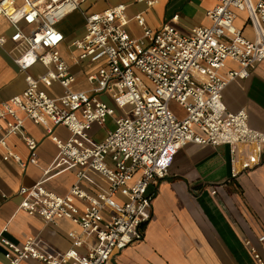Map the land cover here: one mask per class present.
<instances>
[{"label": "built area", "instance_id": "obj_1", "mask_svg": "<svg viewBox=\"0 0 264 264\" xmlns=\"http://www.w3.org/2000/svg\"><path fill=\"white\" fill-rule=\"evenodd\" d=\"M87 1L0 0V17L12 30L8 38L0 35V46L11 42L13 62L20 72L36 64L46 70L26 75L23 93L0 103L2 160H12L21 168L36 165L37 144L25 132L24 120L47 123L48 137L63 127L69 138L53 141L77 179L65 196L44 190L43 181L20 187L18 210L50 225L67 220L80 230L67 234L71 247L65 252L48 251L35 238L20 246L3 239L8 264L26 259L41 264H114L126 247L143 240L156 185L168 176L173 154L190 143L227 145L231 156L236 146L247 145L254 150L253 166L263 161L264 133L249 127L244 110L228 112L222 94L230 82L246 78L264 60V0H216L217 5L205 12L210 24L187 32L177 28L176 14L151 30L138 13L134 21L142 29L140 38L126 31V6L119 4L85 15L82 37L65 40L59 25ZM136 2L147 8L154 4L153 0ZM234 11L245 12L253 39L235 26ZM63 52L83 66L88 90L72 89L76 78ZM228 60L237 70L221 75ZM54 84L61 94L50 93ZM102 96L107 101H101ZM171 103L183 115L171 111ZM107 118L113 119L115 128L96 143L90 131ZM9 136L19 137L28 147L26 161L10 154L5 143ZM231 173L233 178L240 174L234 169ZM80 183L94 187L96 193L87 194ZM256 241L264 253V231ZM246 245L255 264H264L250 242Z\"/></svg>", "mask_w": 264, "mask_h": 264}, {"label": "crops", "instance_id": "obj_2", "mask_svg": "<svg viewBox=\"0 0 264 264\" xmlns=\"http://www.w3.org/2000/svg\"><path fill=\"white\" fill-rule=\"evenodd\" d=\"M153 1L150 8L136 0L84 2L76 12L66 17V25L63 24L66 28L65 40L82 37L85 15L100 13L119 4L126 6L128 24L125 29L132 38H140L142 35V29L134 21L135 14H141L151 30L160 28L176 14L177 28L187 32L193 27L209 25L210 20L205 17V12L217 5L216 0ZM147 13L154 15L146 18ZM234 18L235 26L243 30V35L253 39L246 25L245 12L234 11ZM11 32L10 25L0 17V35L8 38ZM12 49L13 45L9 41L0 46V103L23 93L26 75L37 76L46 71L40 64H36L26 73L20 72L13 62ZM62 57L76 78L72 89L88 90L90 87L82 74L83 66L71 55L62 54ZM231 69L237 70V65L228 60L221 75ZM51 92L62 93L56 84L51 87ZM100 99L107 101L105 96ZM222 104L230 113L244 110L249 127L264 133V60L256 63L246 78L234 80L226 86ZM45 125L47 123L33 125L29 120L23 123L25 132L37 144L36 165L21 168L12 160L3 161L5 149H0V264H8L9 253L1 243L3 239L13 246H20L28 238H35L48 251L65 252L71 247L67 234L72 230L80 231L67 220L50 225L38 216H30L18 210L21 197L17 196V191L20 187L31 188L43 181L41 186L44 190L65 196L70 187L77 184L73 170H67L68 162L58 156L59 148L53 141L65 142L69 133L65 128L57 127L52 136L48 137ZM2 128L3 122L0 121V135L3 133ZM114 128L113 119L107 118L102 126L92 127L90 136L94 142L100 143ZM95 136L99 141L94 140ZM5 143L11 155L26 161L29 150L19 137L9 136ZM262 155V163L255 167L254 150L247 145L234 148L233 163L227 145L212 147L190 143L177 150L168 167V176L156 185L152 218L145 225L143 240L126 247L113 259V263L255 264L246 242H250L264 258L256 241V237L264 231V148ZM232 169L240 172L235 178L232 177ZM95 180L101 185L97 177ZM78 185L87 194L96 193L95 188L89 184ZM80 251L83 253L85 249ZM21 264L41 263L26 259Z\"/></svg>", "mask_w": 264, "mask_h": 264}, {"label": "rangeland", "instance_id": "obj_3", "mask_svg": "<svg viewBox=\"0 0 264 264\" xmlns=\"http://www.w3.org/2000/svg\"><path fill=\"white\" fill-rule=\"evenodd\" d=\"M152 15H154V13H152V14H149V13H147L146 14V18H150ZM66 21L64 20V21H62L61 23V25H60V28L63 26V24L64 25H66V23H65ZM67 26H69V23H67ZM59 28V29H60ZM63 28V29H62ZM61 29H60V31H61V33L63 34V35H65L66 34V28L63 26ZM63 54H65V55H72L71 53H69V52H63ZM170 109H171V111H173L175 114H177V115H179V116H181V115H183V111L178 107V106H176L175 104H173V103H171L170 104ZM94 140H96V141H99V139H98V137H94Z\"/></svg>", "mask_w": 264, "mask_h": 264}]
</instances>
